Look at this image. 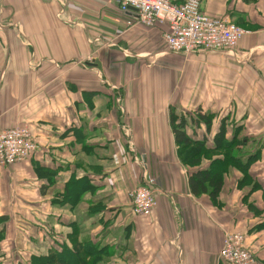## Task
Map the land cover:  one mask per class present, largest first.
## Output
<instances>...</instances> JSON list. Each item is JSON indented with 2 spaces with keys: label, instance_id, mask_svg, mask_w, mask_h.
<instances>
[{
  "label": "crops",
  "instance_id": "1",
  "mask_svg": "<svg viewBox=\"0 0 264 264\" xmlns=\"http://www.w3.org/2000/svg\"><path fill=\"white\" fill-rule=\"evenodd\" d=\"M199 8L249 33L230 51L174 55L165 24H138L111 0H0V129L27 126L36 143L0 165V230L12 229L0 264L59 250L77 264H229L218 256L227 233L264 264V0ZM170 108L211 117L209 131L198 118L184 127L200 152L179 153ZM221 122L237 140L228 158L213 142ZM215 159V200L193 194L189 175ZM144 174L156 198L148 216L128 198Z\"/></svg>",
  "mask_w": 264,
  "mask_h": 264
},
{
  "label": "built area",
  "instance_id": "2",
  "mask_svg": "<svg viewBox=\"0 0 264 264\" xmlns=\"http://www.w3.org/2000/svg\"><path fill=\"white\" fill-rule=\"evenodd\" d=\"M124 12L135 14V22L147 27L165 24L162 39L175 54L194 51H230L246 33L224 18L208 15L199 8V0H111ZM36 150L27 126L0 129V165L12 166ZM154 178L143 175L141 183L128 194L132 213L148 216L156 206ZM241 233H227L218 256L229 264H254L252 253L243 246Z\"/></svg>",
  "mask_w": 264,
  "mask_h": 264
},
{
  "label": "trees",
  "instance_id": "3",
  "mask_svg": "<svg viewBox=\"0 0 264 264\" xmlns=\"http://www.w3.org/2000/svg\"><path fill=\"white\" fill-rule=\"evenodd\" d=\"M177 1H180V0H175V2ZM169 119H170V124H171L175 142L179 144L180 146H182L184 150H187L189 148L188 147L189 145H192V144L196 145V148H197L196 151L200 152L201 151L200 145L202 143L194 142V140L191 137H189L187 133L185 132L184 127L187 123L185 116H181L177 118L176 114L173 113L170 109ZM198 119H201L204 122L205 130L209 131V129L211 128L210 118L206 116L205 117L200 116L198 117ZM213 142H214L215 148L228 147L229 153L224 154V157L228 158L229 156L231 157L232 155L231 151L232 149H234V146L236 145L237 140L232 139L229 141L226 139L223 122H221L218 131L214 134ZM224 160L225 159L223 158V162ZM197 162L198 160H195L193 164H196ZM217 163L219 162L215 160V162H211L208 169L197 170L189 175L188 187H189V190L193 194L197 195L200 193H206L210 197L211 200H215L221 188V174H220V169L216 166ZM83 183L84 182L82 180L70 181L68 183V185L70 186V189L68 190V194L66 195V198L67 199L70 198L71 193L72 192L74 193L75 190L77 192L79 189V186H81ZM85 251L90 253L91 250L90 248L85 247ZM77 263H78L77 255L73 254L72 252L68 250L66 251L63 250L62 252L60 250L55 251L53 254H50L49 256L42 255L40 257H32L30 260V264H77ZM17 264H26V263H17Z\"/></svg>",
  "mask_w": 264,
  "mask_h": 264
},
{
  "label": "rangeland",
  "instance_id": "4",
  "mask_svg": "<svg viewBox=\"0 0 264 264\" xmlns=\"http://www.w3.org/2000/svg\"><path fill=\"white\" fill-rule=\"evenodd\" d=\"M242 28V27H241ZM242 29H244L245 31H246V33L248 32L249 33V31L247 30V29H245V28H242ZM166 49H167V47H166ZM168 50V49H167ZM169 51V50H168ZM174 55H180V54H174ZM111 90H112V96L115 98V102L117 103V106H118V108H119V110H121V109H124V107H123V104H122V98H123V96H122V90H121V87L118 85V86H116V85H111ZM171 109V111L173 112V113H175L176 114V116H177V118H179V117H181V116H185V118H186V120L187 121H190L191 122V124L192 125H195V123H197L198 121H197V118L198 117H200V114H198V113H196V111H186V110H182V109H180V108H170ZM208 118H210V120H211V117H208ZM211 122H212V120H211ZM202 124V123H201ZM203 126V125H202ZM203 127H205V125L203 126ZM194 150V149H193ZM183 152L185 153L186 152V150H184V148L182 147V146H180V148H179V153L181 154V155H183ZM192 154V153H191ZM203 154V153H202ZM223 154H226V151L225 152H223ZM227 156V155H226ZM216 161H219V159H215ZM215 160L213 161V162H215ZM220 164H223V162L221 161V162H219V163H217L216 164V166L219 168L221 165ZM216 166H215V168H216ZM129 194V193H128ZM128 198H129V202H130V207L132 208V204H131V200H130V197L128 196ZM12 234V229H8V230H5V228L4 229H1L0 230V239L2 240V239H4V237L6 236V238L8 239V240H10L9 239V237H8V235H11ZM5 238V239H6ZM4 239V240H5ZM90 250H91V248H90ZM92 251V250H91ZM90 251V252H91ZM89 262H91V259L89 260ZM90 264H92V263H90Z\"/></svg>",
  "mask_w": 264,
  "mask_h": 264
}]
</instances>
